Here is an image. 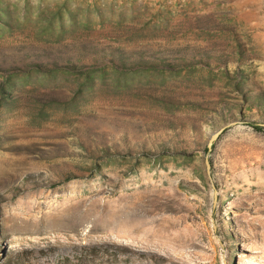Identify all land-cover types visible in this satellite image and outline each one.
Segmentation results:
<instances>
[{
  "label": "rangeland",
  "instance_id": "obj_1",
  "mask_svg": "<svg viewBox=\"0 0 264 264\" xmlns=\"http://www.w3.org/2000/svg\"><path fill=\"white\" fill-rule=\"evenodd\" d=\"M0 264H264V0H0Z\"/></svg>",
  "mask_w": 264,
  "mask_h": 264
},
{
  "label": "water",
  "instance_id": "obj_2",
  "mask_svg": "<svg viewBox=\"0 0 264 264\" xmlns=\"http://www.w3.org/2000/svg\"><path fill=\"white\" fill-rule=\"evenodd\" d=\"M226 128V126H222L220 127L219 129H217L216 131H214L208 141H207V149L210 150L211 149V146L213 144V142L219 137V135L223 132V130ZM206 167L208 168L209 167V163L208 161L206 160Z\"/></svg>",
  "mask_w": 264,
  "mask_h": 264
},
{
  "label": "bare ground",
  "instance_id": "obj_3",
  "mask_svg": "<svg viewBox=\"0 0 264 264\" xmlns=\"http://www.w3.org/2000/svg\"><path fill=\"white\" fill-rule=\"evenodd\" d=\"M89 210V209H88ZM88 217V216H87ZM111 223V222H110ZM124 223V222H123ZM139 226V225H138ZM112 227V226H111ZM134 227V226H133ZM135 229V228H134ZM127 233V232H126ZM129 233V232H128ZM35 236V235H34ZM29 238V237H28ZM33 238V237H32ZM31 240V239H30ZM34 240V239H33Z\"/></svg>",
  "mask_w": 264,
  "mask_h": 264
},
{
  "label": "trees",
  "instance_id": "obj_4",
  "mask_svg": "<svg viewBox=\"0 0 264 264\" xmlns=\"http://www.w3.org/2000/svg\"><path fill=\"white\" fill-rule=\"evenodd\" d=\"M120 57H121V55H120ZM254 127L256 128V129H258L259 127L258 126H256V125H254ZM207 150V149H206Z\"/></svg>",
  "mask_w": 264,
  "mask_h": 264
}]
</instances>
